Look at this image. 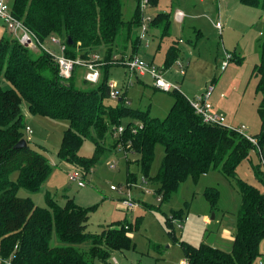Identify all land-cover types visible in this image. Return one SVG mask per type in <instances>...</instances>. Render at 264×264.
Wrapping results in <instances>:
<instances>
[{
    "label": "trees",
    "instance_id": "trees-1",
    "mask_svg": "<svg viewBox=\"0 0 264 264\" xmlns=\"http://www.w3.org/2000/svg\"><path fill=\"white\" fill-rule=\"evenodd\" d=\"M138 1L135 0L131 18L124 20L122 0H10L12 14L41 43L56 35L65 45L66 57L87 60L98 54L103 64L98 67L100 78L95 85L83 89L74 83L75 70L69 79H62L54 58L44 50L33 56L31 48L15 38L0 39V77L10 84L3 88L0 81V264H111L113 252L134 248L129 235L131 223L115 220L99 233L88 232L90 209L73 198L67 197L60 205L47 194V208L36 205L29 196L17 194L20 188L39 192L51 171L48 157L24 136L22 101L27 103L31 114L68 121L57 156L84 174L104 155L116 150V145H121L126 154L138 155L135 161L138 171L148 176L156 144H161L164 155L160 167L149 178L158 185L157 192L163 201L187 177L196 180L200 174L219 168L233 179L240 194L232 251L206 243L195 247L182 242L184 258L189 264H251L260 255L264 191L236 177L235 172L249 151L256 148L253 143L226 127L204 123L178 90L172 92L173 103L163 119L151 116L148 109L131 107L124 94L114 105L105 101L109 98L107 82L111 80V68L121 65L118 61L124 55L129 56V47L132 56L141 45L138 31L142 12ZM239 1L264 12V0ZM157 2L149 0L148 5ZM171 15L166 12L150 15L149 25L159 29L161 38L168 35ZM259 48V62L252 75L257 78L255 91L261 94L257 107L260 131L253 136L260 147L264 143V31ZM178 56V50L169 47L163 70ZM234 57L235 52L229 58L241 63L240 57ZM119 127H122L120 134ZM22 138L26 145L16 148ZM84 139L94 145L91 157L79 154ZM258 172L257 168V176ZM127 177L129 184L135 182L133 174L128 173ZM257 178L264 185V177ZM204 195L212 204L218 198L214 189H206ZM52 234L63 242L61 246L51 245Z\"/></svg>",
    "mask_w": 264,
    "mask_h": 264
},
{
    "label": "rangeland",
    "instance_id": "rangeland-1",
    "mask_svg": "<svg viewBox=\"0 0 264 264\" xmlns=\"http://www.w3.org/2000/svg\"><path fill=\"white\" fill-rule=\"evenodd\" d=\"M135 6L133 1L122 0L124 20L131 18ZM179 9L187 14L184 23L173 19L171 34L163 38L159 36V30L148 29L141 42V52L136 55L146 63L161 68L165 61L164 52L173 41L181 38L178 60L187 65L186 74L180 75L174 62L169 68L161 70L163 78L177 86L188 100H195L208 84L214 83L210 98L212 111L223 115L226 128L244 126L246 135H257L260 131L257 107L261 94L255 91L257 78L252 75V70L259 62L264 12L246 6L239 0H158L156 5H148L144 15L153 16L158 12L174 15ZM217 20L223 24L221 31L213 25ZM196 28L200 29L203 36H195ZM2 37L12 36L0 18V39ZM189 39L191 44L186 43ZM32 41L35 46L28 47L33 56L46 48L61 54L59 47L49 39L41 45ZM130 50L129 47L128 55ZM226 52H235V57H240L241 63L227 59V65L222 69L221 63L226 60ZM127 72V67L116 66L111 70L110 79L126 92L132 107L145 110L150 106L149 114L163 119L170 110L174 90L155 89L149 75L141 76L143 82L138 83L131 73L132 82L128 81ZM83 73V68L75 69V85L83 89L94 86L82 79ZM0 81L3 88L10 87L3 76ZM123 82H126V89L122 86ZM220 94L224 97L220 98ZM105 101L112 105L117 103L112 98ZM21 113L25 138L48 157L51 171L39 192L30 193L20 188L17 194L20 197L29 196L36 205L47 208V194L60 205L65 203L67 197L73 198L77 204L90 209L86 223L88 232L99 233L107 223L115 220L131 223L130 236L134 248L113 252L111 264H181L185 259L180 248L182 242L195 247L206 243L226 252L232 251L240 194L233 179L219 168L200 174L196 180L187 177L171 193L170 198L163 201L157 192L158 185L149 178L155 176L160 167L164 155L161 144H156L148 176L138 171L135 162L138 155L135 152L126 154L121 145H116V150L104 155L84 174L74 165L60 161L57 156L63 131L68 127L67 120L31 114L25 101L21 103ZM25 126L31 128V134L26 132ZM260 147L261 155L257 147L252 148L248 157L237 165L235 172L236 177L264 191V185L257 178L264 177V143ZM93 151L92 141L84 139L79 154L91 157ZM257 168L260 169L258 176ZM72 173L78 174L84 183L83 187H78L76 181L69 179ZM128 173L135 176L132 185L128 184ZM112 185L122 187L123 193L133 202L130 208L122 206V195L111 190ZM206 189L218 192L213 204L204 195ZM50 243L53 246L63 244L55 234H52ZM259 252L260 255L251 264L264 262V237L260 241Z\"/></svg>",
    "mask_w": 264,
    "mask_h": 264
},
{
    "label": "built area",
    "instance_id": "built-area-1",
    "mask_svg": "<svg viewBox=\"0 0 264 264\" xmlns=\"http://www.w3.org/2000/svg\"><path fill=\"white\" fill-rule=\"evenodd\" d=\"M139 9L142 12V19H141V25L138 31L139 38L142 40L145 37L147 28L145 26L146 22H149L151 20L150 16L144 15V9L148 6L149 0H139ZM11 2L10 0H0V18L4 21L7 30L10 32L13 38H15L21 45L24 46H35L33 44V41L36 45H41L42 43L37 39L36 35L28 29L24 23L17 19L11 11ZM184 17V13L181 10H177L174 13V19L176 21H181ZM214 26L221 31L223 24L220 20L214 22ZM49 40L56 44L59 47V50L61 54H57L55 51L50 49H44L45 52H47L51 57L54 58L58 73L62 79H69L72 76L73 71L76 67H81L84 69L83 73V79L88 83H96L98 79L100 78V70L99 66L103 64L101 57L98 54L91 55L90 59H81L79 57L76 58H69L64 55L65 45L62 43L59 37L56 35H51L49 37ZM226 60H223L221 63V68L224 69L227 65V59H230V54L226 52ZM114 58H117V56H114ZM121 65H124L128 68L130 73H133L136 77L139 76H145L149 75L153 79V85L156 89L162 90V91H171V90H178L177 86L172 85L169 81L165 80L163 78V68H159L153 64L146 63L145 61L141 60L137 56L129 57L127 55L123 56V59L118 61ZM175 64L179 68V74L184 75L185 74V64L181 60H176ZM109 87V98L112 99H119L122 96V90L118 88V84L114 82L113 80H109L107 82ZM215 84L210 83L207 85L204 92L198 96L195 100H188L191 107L194 109L195 113L198 114L204 123L213 124V125H219L226 127L224 125V117L220 113L213 112L212 105L210 103V96L212 92L214 91ZM223 96V94H221ZM230 130H233L242 136H244L246 139H248L251 143H253L258 149L259 153L261 155V150L259 148V145L257 143V139L253 136H248L245 134L246 127H234L229 128ZM25 130L28 134L32 133V130L30 127L25 126ZM122 132V127L118 128L117 133L120 134ZM69 179L71 181H76V184L78 187H83L84 183L83 181L78 177V174L72 173L69 175ZM129 184V183H128ZM132 185V184H129ZM111 190L117 191L122 195L121 202L122 206L126 209L130 208L133 205V202L129 199V196L125 195L123 193L122 187H115L114 185L111 186ZM112 261V260H111ZM115 261V259H114ZM181 264H189L187 259H183ZM259 264H264L263 261H260Z\"/></svg>",
    "mask_w": 264,
    "mask_h": 264
},
{
    "label": "crops",
    "instance_id": "crops-1",
    "mask_svg": "<svg viewBox=\"0 0 264 264\" xmlns=\"http://www.w3.org/2000/svg\"><path fill=\"white\" fill-rule=\"evenodd\" d=\"M129 1V0H128ZM131 2L133 1L134 3H135V5H136V2H135V0H130ZM136 7V6H135ZM180 10V9H179ZM181 11H183V10H181ZM183 13H184V17H183V19L181 20V21H179V22H183L184 20H185V18L187 17V14L183 11ZM172 14V13H171ZM174 19V15L172 14L171 15V21ZM218 21V20H217ZM214 22H216V21H214ZM214 22H213V25H214ZM184 23V22H183ZM170 26H171V24H170ZM192 26V25H191ZM194 27V26H193ZM215 27V26H214ZM216 28V27H215ZM149 29L151 30V31H155V30H159V29H155V28H152L150 25H149ZM217 29V28H216ZM218 30V29H217ZM196 32H195V36H199V37H201V36H203V33L200 31V29L199 28H196V30H195ZM160 32V31H159ZM167 34L168 35H170L171 33H170V28H169V30H168V32H167ZM12 36V35H11ZM142 42V41H141ZM180 42H181V38L179 39V40H177V41H173V43L171 44V46H174L177 50H178V55H179V44H180ZM186 43H188V44H191V40L189 39ZM141 46V45H140ZM140 46H139V50H138V52H137V54L139 53V52H141V48H140ZM171 46H169V47H171ZM160 47V46H159ZM168 47V48H169ZM167 48V49H168ZM167 51V50H166ZM166 51L164 52V54L166 55ZM164 54H163V57H164ZM193 54H194V52H193ZM179 57V56H178ZM164 59H165V57H164ZM237 59V58H236ZM182 61V60H181ZM154 62V61H153ZM183 62V61H182ZM116 67V66H115ZM115 67H112L111 68V70L113 69V68H115ZM158 67V66H157ZM186 67H187V65H186ZM160 68V67H159ZM161 68H163V67H161ZM160 68V69H161ZM111 70H110V74H111ZM128 73V72H127ZM133 74V73H132ZM132 74L129 72L128 73V75H127V79H128V81H130L131 80V82H132ZM185 74H186V71H185ZM184 74V75H185ZM134 75V74H133ZM183 75V76H184ZM145 76H147V75H145ZM134 78H135V81L136 82H138V83H141V82H143V80L141 79V76H139V77H136L135 75L133 76ZM125 83L126 82H123V84H122V86L126 89L127 88V86L125 85ZM154 87V86H153ZM155 88V87H154ZM156 89V88H155ZM122 90V93L124 94V96H125V99H127V102H128V105H130V102H129V100H128V98H127V96H126V92L125 91H123V89H121ZM159 90V89H158ZM212 96V95H211ZM211 96H210V98H211ZM224 97V95L223 96H221V94H220V98H223ZM172 103H173V100H172V102H171V105H172ZM131 106V105H130ZM132 107V106H131ZM134 108V107H133ZM137 109H139V108H137ZM148 110L150 109V106H148V108H147ZM147 109H145V110H147ZM141 110V109H140ZM217 111V110H216ZM218 112V111H217ZM152 116V115H151ZM153 117H157V116H153ZM158 118V117H157ZM130 235V234H129Z\"/></svg>",
    "mask_w": 264,
    "mask_h": 264
},
{
    "label": "water",
    "instance_id": "water-1",
    "mask_svg": "<svg viewBox=\"0 0 264 264\" xmlns=\"http://www.w3.org/2000/svg\"><path fill=\"white\" fill-rule=\"evenodd\" d=\"M68 42L70 43V39H68ZM26 145V140L24 138L20 139L16 144V148H21Z\"/></svg>",
    "mask_w": 264,
    "mask_h": 264
},
{
    "label": "bare ground",
    "instance_id": "bare-ground-1",
    "mask_svg": "<svg viewBox=\"0 0 264 264\" xmlns=\"http://www.w3.org/2000/svg\"><path fill=\"white\" fill-rule=\"evenodd\" d=\"M148 24V25H147ZM149 24H150V21L149 22H146L145 23V26H146V28H147V30L149 29ZM147 32V31H146ZM145 38V37H144ZM143 38V39H144ZM132 56H137L136 54H134V55H132ZM131 55H129V57H132ZM138 57V56H137Z\"/></svg>",
    "mask_w": 264,
    "mask_h": 264
}]
</instances>
